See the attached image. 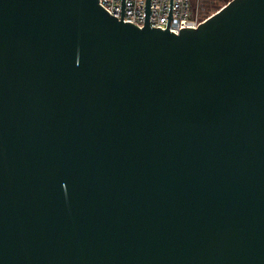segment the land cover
Wrapping results in <instances>:
<instances>
[{"label": "water", "instance_id": "95a60500", "mask_svg": "<svg viewBox=\"0 0 264 264\" xmlns=\"http://www.w3.org/2000/svg\"><path fill=\"white\" fill-rule=\"evenodd\" d=\"M172 5L0 0V264H264V0Z\"/></svg>", "mask_w": 264, "mask_h": 264}, {"label": "built area", "instance_id": "2783aa9c", "mask_svg": "<svg viewBox=\"0 0 264 264\" xmlns=\"http://www.w3.org/2000/svg\"><path fill=\"white\" fill-rule=\"evenodd\" d=\"M148 0H125L124 21L145 26ZM171 0H151L150 25L167 28ZM124 0H100L102 6L121 19ZM170 31L180 33L182 28H197L209 16L201 17L195 9L194 0H173Z\"/></svg>", "mask_w": 264, "mask_h": 264}, {"label": "rangeland", "instance_id": "374dc122", "mask_svg": "<svg viewBox=\"0 0 264 264\" xmlns=\"http://www.w3.org/2000/svg\"><path fill=\"white\" fill-rule=\"evenodd\" d=\"M229 0H194L195 9L201 17L210 16Z\"/></svg>", "mask_w": 264, "mask_h": 264}]
</instances>
